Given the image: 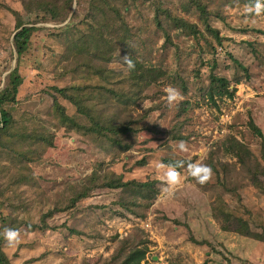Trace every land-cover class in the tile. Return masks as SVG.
I'll use <instances>...</instances> for the list:
<instances>
[{
  "label": "rangeland",
  "instance_id": "obj_1",
  "mask_svg": "<svg viewBox=\"0 0 264 264\" xmlns=\"http://www.w3.org/2000/svg\"><path fill=\"white\" fill-rule=\"evenodd\" d=\"M163 1L174 5L179 0ZM214 1L212 6L219 10L220 16L213 15L210 25L224 38V46L217 47L214 54L205 40L200 41L204 46V50H200L194 40L178 38L174 33L173 45H167L164 34L146 22L152 18L151 8L138 3L140 12L133 9L129 16L131 24L145 29L141 39L146 51L140 55L146 62L180 75L188 92L183 95L179 85H166L160 88L159 99H148L135 107L119 105L109 94L93 97V103H111L119 105V111L130 110L135 116H146L137 137H124L125 142L134 140L133 148L118 156L86 137L57 126L53 100L48 94L51 88L92 84L88 79L90 75L83 71L64 75L62 33L54 31L63 25L38 24L42 30L35 32L29 51L18 60L12 43L16 32L12 11L22 12V2L0 0V89L10 71L18 66L24 81L14 116L21 127L53 137V146L41 147L40 159L31 164L0 150V215L6 218L0 222V228H12L23 221L38 223L43 213L67 197L64 192L68 183L90 175L100 162L105 163L101 169L103 175H120L126 181L154 180L158 189L154 196L132 190H98L79 204V210L73 216L55 215L49 221L50 230L31 232L21 226L18 244L9 246L5 240L3 243L11 264H111L120 241L136 229L148 247L143 264H226L225 258L232 264H264V243L224 232L213 219L211 208L216 193L212 192L211 183L216 181L214 174L209 182L199 184L188 174L187 167H183L179 170L180 183L169 188L165 176L167 166L162 163L163 157L198 160L204 165L212 159L217 164L239 168L237 158L226 147L234 138L258 158L261 156L260 142L252 135L247 123L251 115L264 133V14L256 16L248 12L247 5L232 6L222 4V0ZM74 11L78 16L76 5ZM191 19L198 22L194 16ZM206 36L210 38L207 33ZM229 54L250 70L251 78L242 79L239 84L231 81L232 88H236L234 97L218 99L215 105L203 99L212 61H217L218 73L230 80L244 77L243 70ZM124 57L128 55L119 51L110 64L116 80L128 74ZM113 82L106 84L108 88L117 87ZM167 87L175 88L182 99L168 105L165 99ZM185 100L190 101L192 109L186 115L176 117L180 103ZM61 101L70 113H74L67 101ZM152 107L155 110L148 112ZM182 120L185 121L178 126L181 127L178 135L171 133L174 125ZM180 133L182 140L172 139L181 136ZM181 142L185 144V151L179 148ZM23 148L28 152L27 145ZM144 158L146 165H135ZM1 166L10 168L9 176L1 172ZM14 173L13 181L18 176H29L32 184L9 186L7 180ZM242 182V204L256 218L257 224H264V196L249 182ZM225 198L232 207L238 204L231 196ZM129 202L141 204V207H128ZM65 223L67 227L62 226ZM252 226L257 230L255 225ZM68 228H75L81 234H74Z\"/></svg>",
  "mask_w": 264,
  "mask_h": 264
},
{
  "label": "trees",
  "instance_id": "obj_2",
  "mask_svg": "<svg viewBox=\"0 0 264 264\" xmlns=\"http://www.w3.org/2000/svg\"><path fill=\"white\" fill-rule=\"evenodd\" d=\"M21 2L22 12L12 11L16 30L12 43L17 59L20 60L29 51L35 32L42 30L38 24L63 25L55 28L54 31L62 33L60 41L63 47L61 58L64 63L62 66L64 75L79 71L90 75L88 79L92 84L54 86L48 92L53 100L52 110L58 128H64L68 132L86 137L96 146H101L105 151H111L118 156L133 148L134 140L125 142L124 137H137L142 130L141 121L146 118V116H135L130 110L119 111V105L128 104L135 107L148 99L156 101L155 97L159 99L160 88L166 85H179L183 95L188 92L186 83L180 75L170 74L164 68L146 62L141 56L142 51H146L144 41L141 39L145 29L142 30L141 27L132 25L129 19L133 9L140 12L141 6L138 3L151 8L152 18L146 22L153 24L156 30L164 34L167 45H173L172 33H174L178 38L194 40L200 50H204L200 41L205 40V44L213 54L216 53L217 47L224 46V38L220 36L219 30L210 25L213 15L220 16L219 10H215L212 6L214 0H179L174 5L166 4L163 0H21ZM252 2L253 0H222L221 3L232 6H250ZM74 5L77 7L78 16L75 15ZM193 16L198 22L191 19ZM206 33L210 35V38L206 36ZM58 36L59 34L56 37ZM247 44L255 46L253 42ZM119 51L127 54L135 67L133 69L127 67V76L116 80V75L109 67ZM148 53L152 55V50ZM229 58L243 70L244 77L230 80L218 73L217 61H212L209 83L203 99L215 105L218 99L234 97L236 88H232L231 81L239 84L242 79L251 78L250 70L245 65L230 54ZM114 79L115 82H113ZM23 81L17 66L10 71L3 88L0 89V150L14 154L31 164L40 159L41 147L53 146V137L36 130L31 131L25 126L21 127L15 118L14 112L19 103L18 95ZM112 82L117 87L108 88L106 84ZM152 92L154 95L151 94ZM102 94H109L112 101L119 103L118 107L111 103L92 102L93 97ZM61 99L73 107L74 113L68 111ZM191 109L192 105L189 100L181 102L176 117L186 115ZM153 110H155L154 107L148 112ZM184 121L177 122L171 133H179L181 127L178 126H182ZM247 125L252 135L260 142L261 156L259 158L250 148L234 138L229 140L226 147L227 151L237 158L239 168L217 164L212 159L205 163L212 168V174L216 180L211 183L212 192L216 193L211 214L224 232H233L264 243V224H257L256 218L242 204L240 193L243 187L242 181H244V183L249 182L264 196V133L251 115L248 117ZM172 139L182 140L183 136H173ZM26 145L28 152L23 150ZM177 161L180 160L171 157L162 158V163L166 166L175 164ZM146 163L144 158L135 165L142 167ZM104 165L105 163L100 162L90 175L68 183L64 192L67 197L56 202L53 207L43 213L38 223L23 221L13 225L12 228L19 230L21 226H26L31 232L50 230L49 221L55 215L66 213L73 216L75 212H78L81 202L102 189L121 192L132 190L148 196L157 194L158 189L154 180L126 181L120 175H103L101 169ZM1 168V172L9 176L10 168L8 166H1ZM14 175L15 173L7 180L9 186L19 187L23 184H32V177L18 176L19 178L16 177L17 179L13 181ZM227 196L237 199L238 204L232 207L226 201ZM130 205L141 207V204L134 202H129L128 207ZM128 211H131L130 208ZM5 220L6 218L0 215V222ZM252 225H255L257 230H254ZM62 226L67 227L66 223ZM2 229L0 228V264H11L3 249ZM70 230L74 234H81L75 228ZM139 232L136 229L120 241L111 258V264H143L148 247ZM191 239L195 241L194 238ZM225 261L226 264H232L229 258H225Z\"/></svg>",
  "mask_w": 264,
  "mask_h": 264
},
{
  "label": "clouds",
  "instance_id": "obj_3",
  "mask_svg": "<svg viewBox=\"0 0 264 264\" xmlns=\"http://www.w3.org/2000/svg\"><path fill=\"white\" fill-rule=\"evenodd\" d=\"M248 12L259 16L264 14V0H253L252 4L248 8ZM124 64L129 68L133 69L135 67L134 62L128 57L123 58ZM165 99L168 105H172L178 100L182 99L180 93L173 87H167L165 89ZM179 148L181 151H185V144L180 143ZM186 164L188 174L192 176L197 183L204 184L210 180L212 176V168L208 165L200 163V161H188L183 160L177 161L175 164H169L167 166V171L165 176L167 178V185L169 188H174L180 183L181 174L177 170L178 168L184 167ZM162 165H158L160 167ZM3 239L7 242L9 246H13L19 243L20 233L19 230L14 228H5L2 232Z\"/></svg>",
  "mask_w": 264,
  "mask_h": 264
}]
</instances>
